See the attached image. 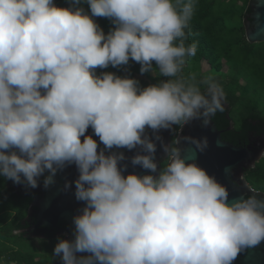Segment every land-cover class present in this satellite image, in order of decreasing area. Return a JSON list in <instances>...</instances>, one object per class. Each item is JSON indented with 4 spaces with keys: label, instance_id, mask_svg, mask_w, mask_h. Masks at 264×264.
I'll list each match as a JSON object with an SVG mask.
<instances>
[{
    "label": "clouds",
    "instance_id": "obj_1",
    "mask_svg": "<svg viewBox=\"0 0 264 264\" xmlns=\"http://www.w3.org/2000/svg\"><path fill=\"white\" fill-rule=\"evenodd\" d=\"M81 2L0 0V176L35 188L47 170V187L58 169L77 166L75 195L86 206L74 218L75 240L54 248L63 264H232L264 241V200L229 205L227 188L176 147L165 149L156 175V145L142 138L146 128L201 116L207 125L225 110L213 76L181 75L197 53L186 31L196 0H83L91 14ZM94 17L115 27L106 35ZM130 60L141 75L155 64L168 79L141 87L115 73L97 75ZM89 127L108 150L143 146L148 154L131 162L154 175H123L124 154L98 152ZM193 142L201 151L207 145Z\"/></svg>",
    "mask_w": 264,
    "mask_h": 264
},
{
    "label": "trees",
    "instance_id": "obj_2",
    "mask_svg": "<svg viewBox=\"0 0 264 264\" xmlns=\"http://www.w3.org/2000/svg\"><path fill=\"white\" fill-rule=\"evenodd\" d=\"M250 1L196 0L194 15L186 31L190 33L187 43H197V53L189 58L181 74L187 79V75L194 72L197 82L205 76L217 74L213 77L223 88L226 102L225 110L217 112L212 120L222 132L223 140L237 147H247L252 138L264 136V111L259 106L264 96V43L250 44L247 40L246 23L252 14ZM54 3L61 8L72 7L71 0H54ZM78 6L91 14L90 7L83 0ZM94 19L106 35L115 27L109 18ZM155 67L153 64V70L141 75V65L130 60L128 65L109 66L96 72L97 75L111 72L120 77L133 78L140 82L141 87H147L168 79L159 76ZM226 67L230 74L225 72ZM243 69L248 73L241 74ZM221 74L222 78L219 77ZM200 87L203 91L206 85L200 83ZM183 125H175L174 130ZM172 142L177 148L174 138ZM244 177L254 190L264 192V157L255 168L245 170ZM16 185L0 176V264H43L37 258L30 259L25 250L23 255L20 252L23 247L17 246L20 242L34 240L27 231L30 224L25 221L33 197L16 192ZM67 226L64 222L60 223L61 229ZM55 233H49L48 239H42L43 243L53 240Z\"/></svg>",
    "mask_w": 264,
    "mask_h": 264
},
{
    "label": "water",
    "instance_id": "obj_3",
    "mask_svg": "<svg viewBox=\"0 0 264 264\" xmlns=\"http://www.w3.org/2000/svg\"><path fill=\"white\" fill-rule=\"evenodd\" d=\"M250 6L252 14L249 15L246 23V37L250 44L264 43V0H251ZM204 117L193 118L183 125L181 134L176 140V146L180 150L182 158L186 163H195L213 177L219 184L225 186L229 192L228 203L231 205L235 201H242L248 197L255 196L258 200H264V194L254 190L249 186L247 181H242L240 177L245 175V170L255 168L257 163L264 157L263 150L256 152L250 145L247 147H237L222 138V132L219 131L216 124L212 120V116L208 117L209 123L205 125ZM173 125L165 129V137L167 140L164 150L168 147L169 134ZM85 135H92L96 139L93 129L89 127ZM142 138L150 140L156 145V153L154 162L162 156V149L156 139V136L145 130ZM84 137H81L83 141ZM207 141L203 151L197 147L193 141ZM264 146V136L255 140ZM98 143V141H97ZM164 144V140H163ZM166 147V148H165ZM257 147V146H256ZM105 150L106 155L113 153H123L126 159L120 162L121 168L127 165V171L123 175L129 174L153 175L151 170H145L141 165H133L132 158L137 154L147 155L143 146L138 145L135 149L127 148L108 150L98 143V152ZM168 153L165 151V156ZM50 171L37 177V182L43 178L51 176ZM79 171L75 164H70L63 169H58L56 174L52 176V183L45 187V196L36 199L30 207L32 213L35 207L36 223L35 229L50 228L53 231L59 230V224L64 222L68 226L63 230L62 235L66 238H75L74 218L82 215V210L86 206L85 201H79L76 198L75 181L79 178ZM241 184H237L236 180ZM70 185V186H66ZM29 232V230H27ZM41 234V233H39ZM31 238H41L36 234H31ZM57 237H60L58 234ZM90 255V253H88ZM62 262H57V264ZM232 264H264V241L255 247L243 249Z\"/></svg>",
    "mask_w": 264,
    "mask_h": 264
},
{
    "label": "flooded vegetation",
    "instance_id": "obj_4",
    "mask_svg": "<svg viewBox=\"0 0 264 264\" xmlns=\"http://www.w3.org/2000/svg\"><path fill=\"white\" fill-rule=\"evenodd\" d=\"M202 117V116H201ZM146 130L147 131H149L150 133H152V134H154L156 137H159V139H157L158 140V143H159V145H160V147H161V149H162V156L157 160V165H158V171H157V173H155L156 175H158V173H159V171L160 170H162L163 169V167L165 166V164L167 163V158H166V156H165V150H164V145H166V143H167V140H166V137H165V129L164 128H161V129H158V130H153V129H150V128H146ZM96 137V139H97V141H98V143L100 144V145H102L103 147H105L103 144H102V142H100V140H99V137L98 136H95ZM259 138H261V137H255V138H252L251 139V144H250V146L256 151V152H258V151H261V149H264V146L263 145H261V144H259V143H257L255 140L256 139H259ZM172 139L173 138H171V141H170V138L168 139L169 140V145H168V147L170 148V147H173V142H172ZM163 140H164V144H163ZM249 146V145H248ZM257 146V147H256ZM166 148V147H165ZM166 158V159H165ZM154 175V174H153ZM22 179H25V178H22ZM44 180H45V178H43L41 181H39V182H37V184H38V186L37 187H35V188H33V187H31L28 183H27V181L26 180H22V183H20V184H17L16 185V187H15V190H16V192H18V193H21V194H24L25 195V197L26 196H32L33 198H32V202H31V205L34 203V201L36 200V199H41V198H43L44 196H45V185H44ZM236 180V182H237V184H241V182L239 181V180H237V179H235ZM35 207H34V209H33V211H32V213L30 212V213H28V215H27V217L25 218V221H27V224H30V226H29V228H28V230H29V232H30V234H36V235H39V236H41V238L40 239H48L49 238V233H55V231H58L57 233H55V238L58 236V234H62L63 233V230L64 229H66V228H63V229H61L60 228V224H59V228H60V230H52V229H50V228H39V229H35L34 227H35V223H36V215H35ZM39 233H41V234H39ZM32 237V236H31ZM60 238H62V237H60ZM63 239V238H62ZM64 240H68V241H74L75 240V238H73V237H70V238H66V239H64ZM78 257H80V256H87V253L85 252V253H77L76 254ZM57 262H62V264H63V261L60 259V260H58ZM59 264V263H58Z\"/></svg>",
    "mask_w": 264,
    "mask_h": 264
},
{
    "label": "rangeland",
    "instance_id": "obj_5",
    "mask_svg": "<svg viewBox=\"0 0 264 264\" xmlns=\"http://www.w3.org/2000/svg\"><path fill=\"white\" fill-rule=\"evenodd\" d=\"M226 71L229 72V74H230V71H229V69H227V67L225 69V72ZM243 72L248 73V70L243 69L241 71V74H243ZM215 75H217V74H215ZM215 75L213 74L212 76L217 77ZM219 77L222 78V74ZM259 103H260L259 106H261L263 108L262 110L264 111V96L260 99ZM174 127H175V125H173L172 131L169 134L170 141H171V138H174L175 140L178 139L183 126L179 127L177 129V131L174 130ZM263 156H264V150H263ZM166 158H168V155L166 156ZM240 179L243 182L246 181V178L244 177L243 174H242V177H240ZM247 184L249 185V183H247ZM261 193L264 194V192H261ZM28 213H30V207H29ZM61 236H64V235L60 234V237ZM60 237H56L53 240H51L49 242H44V243H43L42 239H40V238H33L34 241L27 242V243L26 242H23V243L20 242L17 246L23 247V249H20V252L24 255V250H25L28 253L27 255L30 259L37 258L39 261L41 260L43 262V264H54V262L56 260H59V258H60L59 256H56L54 254V248L61 240L65 239V236L62 237L63 239ZM56 264H57V262H56Z\"/></svg>",
    "mask_w": 264,
    "mask_h": 264
},
{
    "label": "built area",
    "instance_id": "obj_6",
    "mask_svg": "<svg viewBox=\"0 0 264 264\" xmlns=\"http://www.w3.org/2000/svg\"><path fill=\"white\" fill-rule=\"evenodd\" d=\"M180 134H181V132H180Z\"/></svg>",
    "mask_w": 264,
    "mask_h": 264
}]
</instances>
